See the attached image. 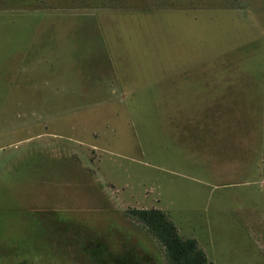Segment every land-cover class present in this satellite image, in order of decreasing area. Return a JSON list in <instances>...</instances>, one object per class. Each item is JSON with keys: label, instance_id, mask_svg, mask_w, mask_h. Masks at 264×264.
I'll return each instance as SVG.
<instances>
[{"label": "rangeland", "instance_id": "obj_1", "mask_svg": "<svg viewBox=\"0 0 264 264\" xmlns=\"http://www.w3.org/2000/svg\"><path fill=\"white\" fill-rule=\"evenodd\" d=\"M132 209L264 264V0H0V264H168Z\"/></svg>", "mask_w": 264, "mask_h": 264}, {"label": "trees", "instance_id": "obj_2", "mask_svg": "<svg viewBox=\"0 0 264 264\" xmlns=\"http://www.w3.org/2000/svg\"><path fill=\"white\" fill-rule=\"evenodd\" d=\"M132 217L143 223L162 244L168 264H208L195 239H183L175 224L158 209H132Z\"/></svg>", "mask_w": 264, "mask_h": 264}, {"label": "crops", "instance_id": "obj_3", "mask_svg": "<svg viewBox=\"0 0 264 264\" xmlns=\"http://www.w3.org/2000/svg\"><path fill=\"white\" fill-rule=\"evenodd\" d=\"M205 94H207V93H205Z\"/></svg>", "mask_w": 264, "mask_h": 264}]
</instances>
